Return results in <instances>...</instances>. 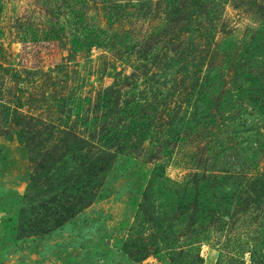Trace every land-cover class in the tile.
<instances>
[{"label": "rangeland", "instance_id": "obj_1", "mask_svg": "<svg viewBox=\"0 0 264 264\" xmlns=\"http://www.w3.org/2000/svg\"><path fill=\"white\" fill-rule=\"evenodd\" d=\"M0 264H264V0H0Z\"/></svg>", "mask_w": 264, "mask_h": 264}]
</instances>
